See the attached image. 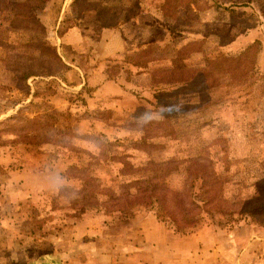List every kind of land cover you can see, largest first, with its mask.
I'll list each match as a JSON object with an SVG mask.
<instances>
[{
	"label": "rangeland",
	"instance_id": "1",
	"mask_svg": "<svg viewBox=\"0 0 264 264\" xmlns=\"http://www.w3.org/2000/svg\"><path fill=\"white\" fill-rule=\"evenodd\" d=\"M28 1L0 0V264H59L55 250L73 254L67 264H264V227L248 220L177 236L150 212L120 221L95 200L131 179L113 156L148 167L137 177L207 157L232 176L226 193L241 181L252 194L264 177V0ZM103 8L116 25L98 21ZM146 111L158 120L141 131ZM181 173L164 179L177 189Z\"/></svg>",
	"mask_w": 264,
	"mask_h": 264
},
{
	"label": "trees",
	"instance_id": "2",
	"mask_svg": "<svg viewBox=\"0 0 264 264\" xmlns=\"http://www.w3.org/2000/svg\"><path fill=\"white\" fill-rule=\"evenodd\" d=\"M28 2L32 3L33 0ZM28 5L30 6V3ZM28 5L23 6L28 13L29 21L35 27H41L36 18L31 17L28 12L31 11ZM108 12L106 8L98 11V21L103 19V27L116 25V15L111 14L109 18L102 16ZM248 49L249 47L246 51ZM52 59L62 68H66L55 54H52ZM231 60L222 57L220 63L222 62L223 66ZM230 66L227 67L231 69ZM184 87L180 86L177 91ZM172 93L158 92L155 96L157 105L167 107L165 103L163 104L164 97ZM126 158L127 156L121 158L113 156L111 159H116L121 165L120 175L130 176L131 179L118 184L115 188L100 191L104 198L95 199L99 211H107L113 219L123 221L134 217L140 210L150 212L164 225L169 234L177 236L193 234L201 230L204 224L221 227L235 224L240 220H248L254 225L264 227V177L248 186L252 189V194L243 195L244 187L246 189L247 187L240 181L237 184L240 191L230 195L226 193L225 186L230 184L232 176L225 170H217L215 163L207 157L171 159L166 164L173 168L163 167L164 169L159 170L160 175L144 177L135 175L140 171H146L148 167L135 168ZM167 172L168 175L182 172L183 180L179 188L170 187V183L164 179Z\"/></svg>",
	"mask_w": 264,
	"mask_h": 264
},
{
	"label": "clouds",
	"instance_id": "3",
	"mask_svg": "<svg viewBox=\"0 0 264 264\" xmlns=\"http://www.w3.org/2000/svg\"><path fill=\"white\" fill-rule=\"evenodd\" d=\"M159 113L161 114L160 115V118H162V114L165 112V111H170V109L169 108H167V107H161L159 110ZM159 118V119H160ZM140 120H141V122H142V129H141V131H143V129L146 127V126H148L150 123H152L154 120H158V119H153L152 118V115H151V113L150 112H148V111H146L145 113H142L141 114V117H140ZM64 177L63 176H57L56 178H55V184H56V187H57V190H59V188H61V187H63V185H64Z\"/></svg>",
	"mask_w": 264,
	"mask_h": 264
},
{
	"label": "crops",
	"instance_id": "4",
	"mask_svg": "<svg viewBox=\"0 0 264 264\" xmlns=\"http://www.w3.org/2000/svg\"><path fill=\"white\" fill-rule=\"evenodd\" d=\"M163 240V241H162ZM162 242H166V236L164 235L163 238H161ZM179 241V238L177 239H173L171 240V244L169 246L167 245H163L164 243H162L164 248H169L172 247L173 243H177ZM49 256L55 258L59 264H67L68 263V259L73 258V254L71 255L69 252H67L66 250H55L53 252H51L50 254H48ZM74 255L77 256L76 253H74Z\"/></svg>",
	"mask_w": 264,
	"mask_h": 264
}]
</instances>
